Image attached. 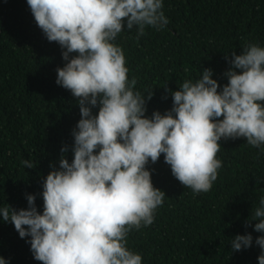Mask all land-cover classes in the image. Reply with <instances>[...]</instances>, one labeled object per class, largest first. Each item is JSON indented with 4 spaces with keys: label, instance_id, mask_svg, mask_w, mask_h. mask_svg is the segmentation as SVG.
Returning <instances> with one entry per match:
<instances>
[{
    "label": "clouds",
    "instance_id": "obj_1",
    "mask_svg": "<svg viewBox=\"0 0 264 264\" xmlns=\"http://www.w3.org/2000/svg\"><path fill=\"white\" fill-rule=\"evenodd\" d=\"M37 26L62 49L56 83L70 91L80 119L73 143L60 149L58 167L42 184V211L36 194H26L27 207H0L20 238H29L33 258L41 264H142V255L128 246L132 230L153 224L164 202L154 186L149 163L161 155L172 175L196 194L208 192L218 178L221 139L245 138L264 145V47L246 43L240 54H225L229 67L222 86L213 69L186 79L178 89L165 87L172 106L146 115L153 90L135 89L122 47L114 41L136 27L162 30L169 23L163 0H27ZM163 98H167L165 95ZM72 152L71 162L67 153ZM35 168L31 160L21 162ZM253 221L255 223L253 224ZM255 237L264 264V197L246 226ZM253 244L251 232L236 234L231 249ZM0 264H9L0 256Z\"/></svg>",
    "mask_w": 264,
    "mask_h": 264
},
{
    "label": "trees",
    "instance_id": "obj_2",
    "mask_svg": "<svg viewBox=\"0 0 264 264\" xmlns=\"http://www.w3.org/2000/svg\"><path fill=\"white\" fill-rule=\"evenodd\" d=\"M163 11L169 23L162 30L146 26L137 40L136 27H125L114 41L124 51L129 80L137 78L135 89L153 90L146 115L171 108L164 86L176 90L208 67L222 86L225 54H240L246 43L264 47V0H163ZM64 63L62 49L46 39L27 0H0V207L26 208V194L33 193L42 211L50 162L58 167L61 147L73 143L80 111L70 91L56 83ZM220 144L222 167L208 192L184 187L163 155L147 166L166 195L153 224L129 233L127 246L142 255V264H258L255 237L262 233L246 220L264 197V145L253 147L243 137ZM66 155L71 162L72 152ZM26 159L36 167L25 168ZM246 232L252 246L233 251L231 239ZM28 239L0 218V256L9 264H41Z\"/></svg>",
    "mask_w": 264,
    "mask_h": 264
}]
</instances>
